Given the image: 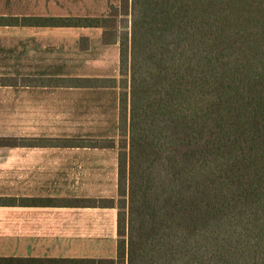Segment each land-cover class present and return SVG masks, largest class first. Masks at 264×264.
Segmentation results:
<instances>
[{
	"label": "trees",
	"instance_id": "trees-1",
	"mask_svg": "<svg viewBox=\"0 0 264 264\" xmlns=\"http://www.w3.org/2000/svg\"><path fill=\"white\" fill-rule=\"evenodd\" d=\"M0 25L100 28L119 49L117 79L70 80L118 89L117 140L53 144L115 149V197L31 202L116 209L115 257L0 264H264V0H120Z\"/></svg>",
	"mask_w": 264,
	"mask_h": 264
},
{
	"label": "crops",
	"instance_id": "crops-1",
	"mask_svg": "<svg viewBox=\"0 0 264 264\" xmlns=\"http://www.w3.org/2000/svg\"><path fill=\"white\" fill-rule=\"evenodd\" d=\"M119 1L0 0V20L102 17ZM118 58V43L104 44L100 28L0 25V257L111 259L73 254L107 241L116 254V209L31 202L115 197V149L53 144L117 140L118 89L70 80L117 79Z\"/></svg>",
	"mask_w": 264,
	"mask_h": 264
},
{
	"label": "rangeland",
	"instance_id": "rangeland-1",
	"mask_svg": "<svg viewBox=\"0 0 264 264\" xmlns=\"http://www.w3.org/2000/svg\"><path fill=\"white\" fill-rule=\"evenodd\" d=\"M108 13V12H107ZM106 13V14H107ZM104 246H105V250H104ZM104 246L100 249V251H95V249H88V250H86V251H84V252H80V253H76L75 251H74V255H79V254H81V255H83V256H87V255H90V254H94L95 256H96V254H101V255H99V256H101V257H104V258H114L115 257V242L114 241H112V242H110V241H107L105 244H104ZM69 254H72V253H69ZM77 255V256H78Z\"/></svg>",
	"mask_w": 264,
	"mask_h": 264
}]
</instances>
